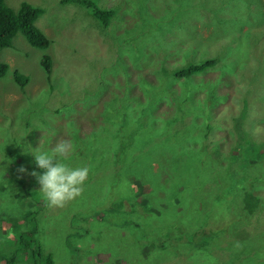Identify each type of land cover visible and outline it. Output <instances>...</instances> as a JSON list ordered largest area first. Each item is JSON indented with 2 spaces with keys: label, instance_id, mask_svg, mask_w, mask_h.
<instances>
[{
  "label": "rangeland",
  "instance_id": "1",
  "mask_svg": "<svg viewBox=\"0 0 264 264\" xmlns=\"http://www.w3.org/2000/svg\"><path fill=\"white\" fill-rule=\"evenodd\" d=\"M27 1L44 8L36 24L49 42L40 49L18 32L0 49V60L8 64L0 77V254L10 255L14 228L25 227L27 212L38 204L34 196L39 184L30 175L41 170L24 150H47L63 141L69 149L66 162L88 166L90 172L80 194L63 205L52 206L42 198L35 224L30 223L54 264H264V148L244 167L246 188H238L240 174H233L225 157L239 149L241 138L264 144V0H95L115 9L106 27L79 4ZM6 2L16 9L21 0ZM44 53L51 58L48 72L40 62ZM204 58L216 59L204 72L184 78L168 75L172 67ZM17 70L30 77L23 87L14 80ZM144 80L172 87L154 94L153 108L147 110L153 122L163 125L171 118L174 127L163 128L167 135L191 126L193 139L178 132L163 144L151 135L150 154L136 132L115 165L112 146L119 137L116 126L103 119L106 104L119 109L124 104L134 113L125 118L132 125L146 106L142 100L152 94ZM188 89L187 101L176 110ZM130 94L136 97L125 103ZM92 132L97 139L93 134L89 139ZM74 134L80 135L86 153L75 151ZM199 138L209 151H221L222 165L213 156L189 157L186 143ZM144 156L151 158L150 181L156 188L151 186L148 194L149 188H140L137 181L142 177L124 174L120 195L130 210L126 197L142 191L160 212L140 205L132 212L111 206L101 215L113 201L109 184L117 180L115 171L129 165L127 172L136 176L134 164ZM20 166L26 171L20 172ZM179 187L180 201L175 203ZM249 191L252 197L258 194L255 205ZM224 194L234 196L226 200ZM206 217L214 230L206 247L183 257L156 245L165 235L183 233ZM209 241L215 244L208 246ZM29 254L21 256L20 251L12 264H31Z\"/></svg>",
  "mask_w": 264,
  "mask_h": 264
},
{
  "label": "trees",
  "instance_id": "2",
  "mask_svg": "<svg viewBox=\"0 0 264 264\" xmlns=\"http://www.w3.org/2000/svg\"><path fill=\"white\" fill-rule=\"evenodd\" d=\"M61 3H75L79 4L80 6H83L87 9L88 13L91 14V16L101 25V27H106L109 25L113 15L115 14L114 8H106L103 6L98 5V3L95 0H60ZM44 13V8L36 5L33 2L27 1V0H21L18 7L16 9L12 8L10 5L7 4L6 0H0V49L7 47L11 44V41L13 37L19 32L21 33L26 41L34 47L44 49L48 45V38L44 34V32L37 26L36 21L39 18L41 14ZM41 65L44 68L46 72L50 71L51 69V58L47 53H44L41 56ZM216 62L215 58H204L199 61H186L184 64H179L177 67H172L170 69V72L168 75L170 77L174 78H184V77H192V75L200 72H204L208 67L212 66ZM8 71V64L0 60V77L4 76ZM14 80L17 84H19L20 87H23L29 80V76L22 73L21 71H14L13 72ZM148 83L149 87H147V90L152 92L150 95V98L144 101V104L146 106H142L139 114L137 115L138 118L135 119L134 123L132 125H128L129 120H126V116L128 115H134L132 111L127 110L128 108H124L122 104L119 108H116L115 105L106 104L105 107V113L106 116H104V120L110 122L112 125L116 126L117 133L116 135L119 137V143L114 144L112 146V149L115 150V156L116 160L114 161L115 165L122 161V159L125 157V150L132 144L133 137L136 132L140 134V139L138 140L139 144H142L145 142L146 145V151H148L151 154L150 149V141H151V135H157L159 136L161 143L165 144L170 139H176V134L180 132L183 137L192 140L193 139V133H190L192 131V127L188 126L185 127L183 130L177 131L172 130L171 135L164 134L165 131H163L164 127L171 126L174 127L170 123V119H166L165 122H163V125H157L153 122L152 119V113L148 109H152L154 105V94L158 91H171L172 87L169 84H160L152 83L144 80ZM193 86V84H192ZM190 93V89L185 92V97L180 99L176 102V110H180L181 105H183L187 99L188 94ZM211 95L213 93L211 92ZM136 97L135 94H130L129 96H124V102L126 103L129 100V97ZM112 109H111V108ZM153 111V110H151ZM177 113V111H175ZM145 116V118H144ZM155 116V115H154ZM149 117V119H147ZM208 124V123H207ZM156 126H160L162 129L158 130ZM131 127V128H130ZM130 134H128L126 131H128ZM105 130L109 131L110 129L105 128ZM110 132V131H109ZM196 133V132H195ZM95 136V139H97L98 135H95V133H91L89 136V139L91 135ZM197 134V133H196ZM76 142H75V151L80 153H86L83 152L86 148L81 145L80 141L82 140L80 138V135H73ZM205 136V134H204ZM186 139V140H187ZM144 141V142H143ZM156 142V141H155ZM154 143V142H153ZM158 142H156L157 145ZM152 144V143H151ZM186 149L189 154V157H201L203 159L214 158L216 163L218 165H222V163L218 160V157L222 154L220 150L213 149L208 150L206 144L202 141V138H199L197 142H188L186 143ZM27 144H24L21 146L22 148H25ZM20 146V145H19ZM264 144L257 145L252 140L241 138L239 141V146L237 149V146L232 150V152L228 155H226V159L228 157L227 167H230L233 171V174L239 177L240 182H238L239 186L238 188H246L245 181L248 177L245 176L246 172L244 167L246 168L248 163H254L256 156L259 153H263L262 149ZM91 147V146H90ZM255 148H259L258 152H254ZM92 148H90L91 150ZM158 149V148H157ZM29 150V149H28ZM157 151V150H156ZM23 150H21V153ZM142 153V152H141ZM234 154V155H233ZM22 157V155H21ZM150 160L151 158H147V156H144V159L142 161L136 162L134 165V175L131 174V172H127V169L129 165H127L126 168L122 172H119L118 169L115 171L117 180L115 182H111L110 185V196L113 198V201L107 206H104L103 211L100 213L103 215L104 213L109 212V208L111 206L124 210L125 212H132L135 211L137 208L136 206L140 205L141 208H150V210L153 211V209L156 210V212H160L159 209L155 208L154 206H151L152 203H149V198L146 199V196L141 191L139 194L135 195H129L127 205L130 207V210H126V202H124L123 196L120 195L121 193V187L123 186V179L125 178L123 175L126 174L130 176L131 178H139L142 177L143 181L137 180L140 183V188H143L144 185L149 188V190L146 193L153 192L154 189H151V186L156 188L150 181V177L153 175L151 172V166H150ZM153 162V160H152ZM151 162V163H152ZM117 167V166H116ZM118 168V167H117ZM202 169V168H200ZM41 170V169H40ZM90 172V171H89ZM109 172V171H107ZM126 172V173H123ZM201 172H205L204 170H201ZM264 176V174H262ZM261 175V176H262ZM31 177H34L30 175ZM255 178H258L255 176ZM17 179V178H16ZM33 179V178H32ZM110 179V178H109ZM88 180V177L84 183H86ZM190 181V179H186V182ZM31 182V181H30ZM32 183H37L36 180H32ZM83 183V184H84ZM149 183V186H148ZM138 185V184H137ZM237 188V187H235ZM142 190V189H141ZM181 188L179 187L173 194V200H175V203L179 202V197L177 196V192L180 191ZM244 192V191H243ZM242 192V194H243ZM223 193V192H222ZM249 193L248 197L250 198L251 204L255 205V201H257L258 194L256 197H252L251 191L246 192ZM28 196V195H27ZM225 199L228 200L229 198H232L234 194L231 195H225ZM35 199L39 198L36 203H38L35 206V210H29L26 215V225L23 228H14L16 232V239L14 242V249L12 252H10V255L8 257L4 256L3 254H0V258L3 259L4 264H12L13 259L16 258V255L21 251V256L25 252H29L28 259L31 260V264H54L53 258L50 253H45L42 249L41 245L37 241V239L34 236V227H30V223L35 224V215L36 213L41 209L42 205L45 203L42 201L43 195L40 193V191L34 196ZM125 198V199H126ZM133 198V199H130ZM145 200V201H144ZM246 200V199H245ZM255 200V201H254ZM44 202V203H41ZM164 205V204H163ZM162 205V206H163ZM223 212L220 213V215ZM99 214V216H101ZM138 224V221H136V225ZM213 224L209 223L208 217L204 218L202 221H200L195 226L191 227L188 230H185L183 233H169L165 235L161 240H159L156 245L162 248L159 249H165L170 252H179L181 254L180 256H186L188 252L195 251L194 249L204 246L206 247V240L207 237H211L213 235ZM84 232H87V229H84ZM166 242H170L172 244H176V247H170L166 246ZM215 244V241H209L208 246H212ZM155 245V247H156ZM204 249V248H203ZM3 253V252H2Z\"/></svg>",
  "mask_w": 264,
  "mask_h": 264
},
{
  "label": "clouds",
  "instance_id": "3",
  "mask_svg": "<svg viewBox=\"0 0 264 264\" xmlns=\"http://www.w3.org/2000/svg\"><path fill=\"white\" fill-rule=\"evenodd\" d=\"M68 150L67 143L63 141L47 150L32 146L24 150L32 154L36 167L41 169L40 172L33 170L31 174L39 184L40 193L52 206H61L77 197L88 177V166H71L66 162ZM19 171L26 169L20 166Z\"/></svg>",
  "mask_w": 264,
  "mask_h": 264
},
{
  "label": "bare ground",
  "instance_id": "4",
  "mask_svg": "<svg viewBox=\"0 0 264 264\" xmlns=\"http://www.w3.org/2000/svg\"><path fill=\"white\" fill-rule=\"evenodd\" d=\"M69 217V216H68Z\"/></svg>",
  "mask_w": 264,
  "mask_h": 264
}]
</instances>
